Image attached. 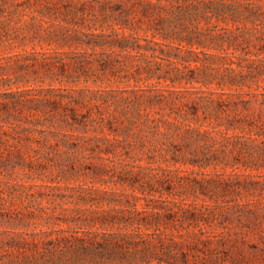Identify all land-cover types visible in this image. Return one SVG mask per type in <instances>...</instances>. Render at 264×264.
I'll return each instance as SVG.
<instances>
[{"label": "rangeland", "instance_id": "374dc122", "mask_svg": "<svg viewBox=\"0 0 264 264\" xmlns=\"http://www.w3.org/2000/svg\"><path fill=\"white\" fill-rule=\"evenodd\" d=\"M248 4L256 6L255 14L243 11ZM197 5L174 15L137 0H0V152H10L15 142L14 107L38 114L56 109L46 122L55 133L39 154L47 169L29 176L27 169L0 166V211L23 210L28 193L49 205L56 189L46 185L59 179L106 187L99 179L130 174L171 187L187 201L264 202V155L258 149L236 154L216 146L220 158L203 166L175 160L191 136L184 117L195 110L212 125L229 123L218 116L221 107H230L231 117L234 107H251L245 111L250 115L264 107V0ZM184 24L200 27L205 45L163 38ZM122 35L143 47L120 48L115 41ZM257 210L258 218L228 221L243 231L245 243L216 251L227 255L226 264H264V206ZM2 221L0 216V229L11 227Z\"/></svg>", "mask_w": 264, "mask_h": 264}, {"label": "trees", "instance_id": "16d2710c", "mask_svg": "<svg viewBox=\"0 0 264 264\" xmlns=\"http://www.w3.org/2000/svg\"><path fill=\"white\" fill-rule=\"evenodd\" d=\"M137 1L158 12L165 9L176 15L191 13L193 8L199 9L197 3L206 0H165L163 7L160 0ZM243 11L255 14L257 8L248 4ZM164 34L163 38L175 39L179 44L205 45L198 26L184 24ZM129 37L122 35L115 41L117 46L124 50L143 47L134 45ZM228 108L221 107L217 113L229 119V123L204 124L196 110L192 118L185 116L183 124L191 136L175 160L206 165L210 159L220 158L216 146L222 148V153L239 154L241 150L258 149L264 155V107L251 115L245 114L251 107H234L236 114L232 117ZM14 109L18 121L10 126L16 130L15 142L10 152H0V166L27 169V174L32 176L38 170L47 169L45 155L39 154L50 141L49 135L55 133L46 122H51L56 109L41 110L39 114L26 111V107ZM60 115L66 120L64 112ZM71 115L76 119L75 109ZM25 122L32 125H23ZM116 157L110 160L115 162ZM63 180L68 179L46 185L56 189L49 205L28 193L30 204L23 210L0 211L1 223L11 226L0 229V259L8 258L9 264H226L227 255L218 256L216 251L228 252L229 245L241 249L245 243L243 231L230 227L228 221L258 218L257 209L264 206L262 201L235 206L187 201L175 197L179 194L172 193L171 187L162 188V183L134 174L128 179H99L106 187L87 182L62 183ZM127 180L131 181L130 188L107 187L111 183L124 186ZM164 194H171L173 198L170 195L163 198Z\"/></svg>", "mask_w": 264, "mask_h": 264}]
</instances>
